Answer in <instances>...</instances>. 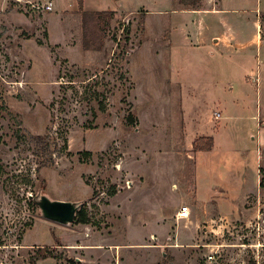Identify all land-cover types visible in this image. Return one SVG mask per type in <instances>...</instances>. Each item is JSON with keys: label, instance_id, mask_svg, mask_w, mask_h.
Listing matches in <instances>:
<instances>
[{"label": "rangeland", "instance_id": "374dc122", "mask_svg": "<svg viewBox=\"0 0 264 264\" xmlns=\"http://www.w3.org/2000/svg\"><path fill=\"white\" fill-rule=\"evenodd\" d=\"M258 24L264 0H0V264H264Z\"/></svg>", "mask_w": 264, "mask_h": 264}, {"label": "water", "instance_id": "95a60500", "mask_svg": "<svg viewBox=\"0 0 264 264\" xmlns=\"http://www.w3.org/2000/svg\"><path fill=\"white\" fill-rule=\"evenodd\" d=\"M32 201L40 210L43 219L62 226L72 225L80 209V204L76 202L51 200L46 196L35 197Z\"/></svg>", "mask_w": 264, "mask_h": 264}, {"label": "trees", "instance_id": "16d2710c", "mask_svg": "<svg viewBox=\"0 0 264 264\" xmlns=\"http://www.w3.org/2000/svg\"><path fill=\"white\" fill-rule=\"evenodd\" d=\"M79 7L81 8L83 5V0H77ZM104 14V12L102 13ZM109 15H113L112 12H110ZM130 122H132V119L130 117ZM34 140H36L39 143H43L44 138L43 137H36ZM213 148V140L210 139L207 144H204V146L200 148H196V150L199 151H210ZM114 191H112V194ZM90 223V219L88 217V213L85 208H80L79 211L76 213L74 224H80V225H88ZM41 251H38L37 254L34 257H31L29 259V264H37L38 261L46 260L48 258H54L53 255L50 252L43 251L44 249H40Z\"/></svg>", "mask_w": 264, "mask_h": 264}, {"label": "built area", "instance_id": "2783aa9c", "mask_svg": "<svg viewBox=\"0 0 264 264\" xmlns=\"http://www.w3.org/2000/svg\"><path fill=\"white\" fill-rule=\"evenodd\" d=\"M43 8L46 10V11H52V8H53V5L51 2H47ZM216 118L219 117V115H216L215 116ZM177 218L179 220H185V219H188L189 218V208L187 206H182L178 209L177 211V214H176Z\"/></svg>", "mask_w": 264, "mask_h": 264}, {"label": "crops", "instance_id": "0c3cea01", "mask_svg": "<svg viewBox=\"0 0 264 264\" xmlns=\"http://www.w3.org/2000/svg\"><path fill=\"white\" fill-rule=\"evenodd\" d=\"M83 2H84V0H83ZM53 5V4H52ZM259 25L260 24H258V37H259V43H261L262 42V40H264V38H262V36H261V38H260V35H261V27H259ZM219 40H215V42H218ZM260 127L261 128H263L264 127V125L260 122Z\"/></svg>", "mask_w": 264, "mask_h": 264}]
</instances>
